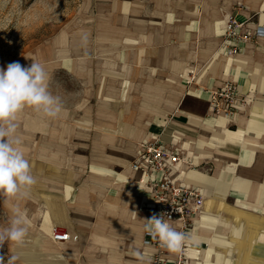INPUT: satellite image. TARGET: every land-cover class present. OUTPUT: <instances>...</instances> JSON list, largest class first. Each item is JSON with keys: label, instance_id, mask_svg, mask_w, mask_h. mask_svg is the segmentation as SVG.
<instances>
[{"label": "rangeland", "instance_id": "rangeland-1", "mask_svg": "<svg viewBox=\"0 0 264 264\" xmlns=\"http://www.w3.org/2000/svg\"><path fill=\"white\" fill-rule=\"evenodd\" d=\"M245 1L0 0V67L6 69L13 61L28 66L35 59L47 72L48 92L62 105L55 118L32 107L17 113L15 135L21 140L17 147L29 162L41 163L39 173L34 174L32 165L30 174L47 190H35L33 184L28 186L29 192L21 189L7 199L0 196V231L11 227L15 209L30 222L22 241L9 240L0 247V264H67L57 259L74 256L86 261L82 264L131 263L140 236L109 221L106 203L117 204L116 218L129 222L124 206L103 184L110 174L120 173L123 168L117 163L123 160L124 152L163 106L162 99L144 85L149 79L145 69L157 63L158 55L152 54L155 50H164L166 59L167 50H189L194 45L203 49L210 41L206 32L214 29L218 35L222 33V24L219 32L217 26L223 11L246 10L249 6ZM193 12L200 15L196 25L185 26L182 21ZM252 14L253 20L258 19L264 9ZM183 31L189 33L187 40ZM184 42L188 48H182ZM139 50L145 52L143 57ZM144 57L147 60L142 65ZM197 75L185 76V84L194 83ZM126 78L130 80L126 97L120 98ZM109 91L115 94L109 96ZM246 97L249 110L264 94L254 90ZM31 120L42 127H27ZM261 123L264 133V121ZM123 126L128 127L131 138L122 139ZM261 136L248 137L246 147L252 148L249 165L209 166L210 176L220 171L228 174L223 191L239 190L247 197L231 193L227 199L215 200L220 204L218 213L205 222L208 227L199 225L205 221L203 217L197 219L190 236L207 231L213 238L228 242L227 247H217V256L208 258L206 264H264V250L259 244L264 243V146L256 149L253 141ZM68 184L73 186L69 196ZM82 189L92 192L83 205L77 201ZM51 202L67 205L64 219L56 218L49 208ZM73 224L95 228L90 253L77 245L52 241L55 228L65 231ZM197 242H201L198 248L207 247L205 241ZM256 245L262 255L255 254Z\"/></svg>", "mask_w": 264, "mask_h": 264}, {"label": "crops", "instance_id": "crops-1", "mask_svg": "<svg viewBox=\"0 0 264 264\" xmlns=\"http://www.w3.org/2000/svg\"><path fill=\"white\" fill-rule=\"evenodd\" d=\"M245 3L249 7L240 11L241 17L253 16V11L259 8L264 9V0H246ZM232 12L228 8L223 11V20L217 26L218 32L220 31V24H222L223 29L228 16ZM199 17L198 13H189L182 22L185 23V26L191 23L196 25ZM254 21L256 24H264V14ZM215 22H218V20ZM182 34L187 36V38L185 37L186 40L189 38V33L183 31ZM206 37L210 41H206L203 44V49L200 50H197L195 45L189 50H180V48L178 50H167L169 51V58L166 59L163 55L164 50H155L152 53L158 55V58H155L158 61L152 67H146L145 71L149 79L144 85L147 86L150 92L157 94L158 99H162L163 106L156 110L153 120L145 123V131L136 137L138 142L130 143L127 152H124L123 160L117 163L123 168L120 173L110 174V178L103 184L107 188L108 194L114 195L118 198L119 203L124 206V214L129 222H122L116 218L118 214L117 204L106 203L109 206V221L114 225L122 226L126 230L138 232L140 236L137 246L138 251L146 255L150 264L159 263L154 257L156 249L143 243L145 233L143 226L147 222L146 219L151 217L153 212L145 208V204L149 202V194L147 186L140 183L141 173L132 170L130 167L131 163L137 158L141 142L152 139L157 134L164 144L174 145L182 156L194 160V166L185 163L175 164L172 177L177 183H184L203 191L204 204L195 220L197 222V219L203 217L205 221L203 223L199 221V225L204 227H208L209 225L205 222L210 221L212 215L218 213L220 204L215 200L225 197L227 199L231 193L246 196L243 191L239 190L223 191L222 187L229 182L228 174L220 171L216 176H210L207 174L209 166L221 167L228 164L229 166L241 168L249 165L252 148L246 147V145L248 137L253 139L256 134H262L259 139L253 140L256 141V149L264 146L261 144L264 139V133L261 131L263 127L261 122L264 121V116L254 114L255 110L264 114V109H261L264 107V98L255 101L249 110H247L248 106H241L239 116L232 118L226 115H214L209 108L208 101V90L219 89L226 81L237 84L243 95L249 93L251 96L254 90L264 94V36L259 37L256 41H247L243 46V50L235 56L221 49L222 33L218 35L212 29L206 32ZM184 47L188 48L187 42L183 43L182 48L185 49ZM138 53L143 57L145 52L139 50ZM146 60L144 57V63L141 62V64L145 65ZM139 71L143 72L144 69L141 68ZM193 73L198 74L197 80L188 86L185 84V76ZM129 83V79L123 80L120 98L126 97ZM114 94V91L108 92L109 96ZM260 99L263 101H260ZM27 127L36 129L42 126L35 120H31L27 123ZM127 128V126H123L121 132L124 138L122 139L132 137ZM32 165L34 166V174H38L41 163L30 162V166ZM34 181L35 190H47L45 184L35 179ZM72 188V185H67V196L72 192ZM90 195L92 196V192L82 189L77 196L78 203L83 205L90 198ZM252 198H255V196H252ZM49 208L56 218L64 219L63 215L67 212L66 204L51 202ZM76 215L79 214L76 213ZM76 218L79 217L76 216ZM171 227L173 229L178 228L179 221L171 222ZM66 230L72 236L77 235L78 240L55 242L52 239V241L61 245H77L84 248V252H91L90 249L93 247L94 241L91 238V233L95 228L73 224L69 225ZM197 241H205L208 243L207 247L198 248L197 246L201 245V242ZM188 243L190 246L188 261L192 264H206L208 258L217 256V247L228 246L226 239L213 238L207 231L200 235L195 232L194 237L190 236ZM259 244H262V250H264V243ZM257 247L258 245L255 246V250L258 249ZM255 254L262 255L258 250ZM165 255L176 259L179 253L167 251ZM69 259L71 261H63V259H57V261L67 264L86 262L85 260L78 261V256ZM90 262L95 263L94 260H90ZM130 264H139V262L134 257Z\"/></svg>", "mask_w": 264, "mask_h": 264}, {"label": "built area", "instance_id": "built-area-1", "mask_svg": "<svg viewBox=\"0 0 264 264\" xmlns=\"http://www.w3.org/2000/svg\"><path fill=\"white\" fill-rule=\"evenodd\" d=\"M240 11L232 12L228 16L222 32L221 49L232 56L239 54L247 41H256L264 36V24H256L253 16L241 17ZM208 101L214 115L232 118L239 114V108L245 105L247 97L242 94L237 84L226 81L221 88L208 90ZM179 163L195 165L193 159L182 156L174 145L164 144L156 134L152 139L141 142L137 158L130 167L141 173L140 183L147 186L149 202L145 204V208L153 213H162L170 226L171 222L179 221V227L174 230L190 236L195 228L196 216L204 204V193L200 189L174 180V165ZM52 238L55 242L78 240L77 235L72 236L67 230L58 231L56 228L52 231ZM143 243L156 249L154 257L159 264L188 262V241L182 246L176 259L167 257L165 253L168 249L162 247L158 239H153L146 232Z\"/></svg>", "mask_w": 264, "mask_h": 264}, {"label": "clouds", "instance_id": "clouds-1", "mask_svg": "<svg viewBox=\"0 0 264 264\" xmlns=\"http://www.w3.org/2000/svg\"><path fill=\"white\" fill-rule=\"evenodd\" d=\"M32 61L28 66L13 61L7 64L6 69L0 67V196L5 199L35 183L30 174V162L17 147L21 143L15 135L17 113L25 107H32L47 117L55 118L62 111L59 98L53 97L47 90L45 68L35 59ZM146 220L144 231L153 239H158L160 245L170 252H180L190 239L185 233L174 230L164 220L162 213L154 212ZM29 227L30 222L25 214L15 209L11 227L0 231V247L9 240L22 241ZM131 255L139 264H150L146 255L138 250L132 251Z\"/></svg>", "mask_w": 264, "mask_h": 264}, {"label": "bare ground", "instance_id": "bare-ground-1", "mask_svg": "<svg viewBox=\"0 0 264 264\" xmlns=\"http://www.w3.org/2000/svg\"><path fill=\"white\" fill-rule=\"evenodd\" d=\"M23 190H25V191H28L29 192V190H28V186L27 187H25V188H22ZM253 196V192H251V197ZM41 243H46V240H41Z\"/></svg>", "mask_w": 264, "mask_h": 264}]
</instances>
